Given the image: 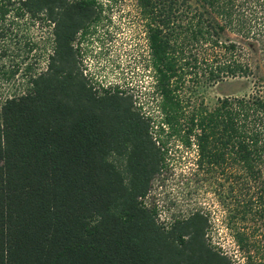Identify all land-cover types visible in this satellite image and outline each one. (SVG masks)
Here are the masks:
<instances>
[{"label": "trees", "instance_id": "16d2710c", "mask_svg": "<svg viewBox=\"0 0 264 264\" xmlns=\"http://www.w3.org/2000/svg\"><path fill=\"white\" fill-rule=\"evenodd\" d=\"M134 1L156 115L129 90L96 87L80 66L76 40L121 0H0L4 82L20 67L8 43L35 46L19 27L50 36L45 69L31 72L24 58L25 89L0 100V264H264V83L211 107L183 94L200 72L210 83L253 74L264 0ZM171 138L215 184L235 254L212 245L208 211L165 224L146 203Z\"/></svg>", "mask_w": 264, "mask_h": 264}, {"label": "rangeland", "instance_id": "374dc122", "mask_svg": "<svg viewBox=\"0 0 264 264\" xmlns=\"http://www.w3.org/2000/svg\"><path fill=\"white\" fill-rule=\"evenodd\" d=\"M111 20L102 23L96 32L76 40L80 66L96 87L118 86L134 93L139 102L144 103L146 114L156 115L155 101L152 98L153 71L148 66V48L143 30V21L138 17L134 0H121V4L112 9ZM42 25H21L19 37L24 33L35 46L29 51L23 44L12 39L9 59L20 64L18 72L9 83L0 79V100L9 94H18L25 88L23 76L24 63L32 64L31 72L45 69L46 55L50 50L49 29ZM20 44V46H19ZM259 67H251L248 77H227L223 81L208 82L200 72L187 77L183 94L193 103H203L211 107L217 99L224 96H240L253 91L256 83H264V56L255 58ZM23 63V64H22ZM15 69L17 67H5ZM203 69V67H201ZM200 69V68H199ZM1 78V77H0ZM193 152L182 147L175 138H171L167 150V166L151 184L148 205L154 206L158 219L168 224L176 217L187 216L191 211L201 208L210 213L211 228L209 239L212 245L222 246L235 254L233 238L222 222V211L215 190V184L195 175ZM201 178L203 180H201Z\"/></svg>", "mask_w": 264, "mask_h": 264}, {"label": "flooded vegetation", "instance_id": "af4514ba", "mask_svg": "<svg viewBox=\"0 0 264 264\" xmlns=\"http://www.w3.org/2000/svg\"><path fill=\"white\" fill-rule=\"evenodd\" d=\"M84 72V71H83ZM84 75L87 77V75H86V73H84ZM87 78H89V77H87ZM91 81V80H90Z\"/></svg>", "mask_w": 264, "mask_h": 264}]
</instances>
